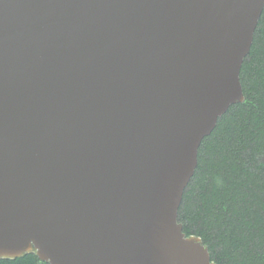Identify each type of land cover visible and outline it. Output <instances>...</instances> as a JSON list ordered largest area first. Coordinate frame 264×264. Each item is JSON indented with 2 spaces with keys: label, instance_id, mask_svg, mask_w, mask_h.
Returning <instances> with one entry per match:
<instances>
[{
  "label": "water",
  "instance_id": "obj_1",
  "mask_svg": "<svg viewBox=\"0 0 264 264\" xmlns=\"http://www.w3.org/2000/svg\"><path fill=\"white\" fill-rule=\"evenodd\" d=\"M263 10L0 0V260L218 264L179 210Z\"/></svg>",
  "mask_w": 264,
  "mask_h": 264
},
{
  "label": "trees",
  "instance_id": "obj_2",
  "mask_svg": "<svg viewBox=\"0 0 264 264\" xmlns=\"http://www.w3.org/2000/svg\"><path fill=\"white\" fill-rule=\"evenodd\" d=\"M240 76L245 100L202 141L179 221L218 264H264V10ZM0 264L50 263L27 254Z\"/></svg>",
  "mask_w": 264,
  "mask_h": 264
}]
</instances>
